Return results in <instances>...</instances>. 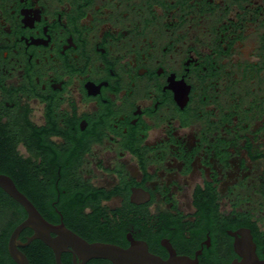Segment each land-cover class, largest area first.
Returning a JSON list of instances; mask_svg holds the SVG:
<instances>
[{"label": "flooded vegetation", "instance_id": "flooded-vegetation-1", "mask_svg": "<svg viewBox=\"0 0 264 264\" xmlns=\"http://www.w3.org/2000/svg\"><path fill=\"white\" fill-rule=\"evenodd\" d=\"M0 175L89 243L264 264V0H0Z\"/></svg>", "mask_w": 264, "mask_h": 264}, {"label": "water", "instance_id": "water-1", "mask_svg": "<svg viewBox=\"0 0 264 264\" xmlns=\"http://www.w3.org/2000/svg\"><path fill=\"white\" fill-rule=\"evenodd\" d=\"M0 189L19 203L27 213L25 221L13 231L8 245L9 253L17 264H30L27 256L19 248L36 239L54 251L57 264H63L61 255L70 248L84 263L92 259H104L112 264H192L189 259L179 257L175 253H172L170 259L164 260L151 253L148 245L141 241L131 240L128 248L110 243H89L68 229L64 223L53 225L48 222L10 177L0 175ZM27 228L32 229L34 235L29 238L28 243L22 244L19 236ZM52 233L57 237H52Z\"/></svg>", "mask_w": 264, "mask_h": 264}, {"label": "trees", "instance_id": "trees-1", "mask_svg": "<svg viewBox=\"0 0 264 264\" xmlns=\"http://www.w3.org/2000/svg\"><path fill=\"white\" fill-rule=\"evenodd\" d=\"M28 186L22 187L24 192L28 193L31 199H34L33 191H34V181L33 178H29L28 180ZM21 186V185H20ZM2 197H0V204L2 206L0 207V224L4 223L5 221H8L6 225V230L4 235L0 236V264H14L13 261L10 259L8 252H7V242L8 237L11 233V231L22 221V219L25 218L26 213L24 211V208L20 206L19 203H17L15 200H13L10 196L6 195L5 193H1ZM41 212H44L42 209H40ZM12 212H15L16 218H11L10 215ZM13 220V221H12ZM118 236L113 234L112 232L106 231L104 232V236H100L95 241H100L103 243H112V244H118L120 246L121 242L118 240ZM37 248H41V256L40 258L36 259L34 264H55L54 259L50 251L47 247H45L42 243L36 244ZM102 264H111L108 260H102Z\"/></svg>", "mask_w": 264, "mask_h": 264}]
</instances>
